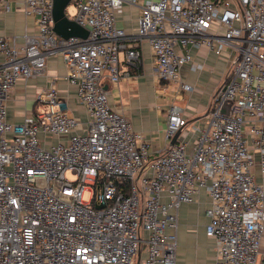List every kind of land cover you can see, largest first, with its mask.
Listing matches in <instances>:
<instances>
[{
    "label": "built area",
    "instance_id": "obj_1",
    "mask_svg": "<svg viewBox=\"0 0 264 264\" xmlns=\"http://www.w3.org/2000/svg\"><path fill=\"white\" fill-rule=\"evenodd\" d=\"M24 2L35 32L23 43L0 34V264H176V212L202 188L215 264H264V182L254 174L259 163L264 176V0H71L86 38L55 32L54 0ZM125 2L141 8L133 34L116 25ZM145 40L156 77L180 91L193 89L181 79L190 46L234 50L191 148L182 139L155 153L109 103L105 78L118 84L130 76L122 64L141 68ZM54 54L87 111L83 130L54 83L37 94L34 115L7 119L18 80L43 73ZM226 99L230 116L220 112ZM186 123L173 104L166 136Z\"/></svg>",
    "mask_w": 264,
    "mask_h": 264
},
{
    "label": "crops",
    "instance_id": "obj_2",
    "mask_svg": "<svg viewBox=\"0 0 264 264\" xmlns=\"http://www.w3.org/2000/svg\"><path fill=\"white\" fill-rule=\"evenodd\" d=\"M9 6V10H0V34L13 36L17 43H23L26 32H35L37 16L26 14L24 0H9ZM140 15L141 8L138 4L125 2L116 14V25L128 34H133L137 32ZM142 48L144 54L141 68H128L126 64H122L124 69H129L130 76L123 78L118 84H113L105 78L104 87L108 91L109 103L112 108L124 112L129 117L134 130L144 135L157 154L165 152L172 145L173 137L166 136L168 114L173 104L179 105L187 123L180 131L177 141L188 140V148H191L198 135L197 128L209 124L210 106L226 71L232 64L234 50L227 46L223 53L218 55L207 46H190L192 59L182 66L181 79L191 84L193 89L180 91L178 84L159 81L154 73L153 55L146 40L142 42ZM123 57L122 54L121 58ZM2 58L0 56L1 60ZM66 75L64 57L54 54L49 57L43 73L27 80L19 79L6 102L7 119L10 122H22L26 117L34 115L37 94L54 83L66 100L69 112L82 122L79 129L83 130L88 119L87 111L78 102L77 89L69 83ZM53 140L56 141L55 138ZM254 174L256 181L264 182L259 163L254 166ZM209 206L210 196L202 188L195 201L182 203L177 210L176 264H183L184 257H187V264H204L210 244L212 250L209 264H215L216 240L206 234Z\"/></svg>",
    "mask_w": 264,
    "mask_h": 264
},
{
    "label": "water",
    "instance_id": "obj_3",
    "mask_svg": "<svg viewBox=\"0 0 264 264\" xmlns=\"http://www.w3.org/2000/svg\"><path fill=\"white\" fill-rule=\"evenodd\" d=\"M71 0H54L53 3V21L55 32L64 38H69L72 36L86 38L89 34V29L85 26L78 24L73 18L69 17L66 10ZM231 103L232 101L226 99L223 101L220 112L223 115H231ZM180 134V130L175 133L172 138L171 144L177 142V138ZM97 207H102L103 203L97 204Z\"/></svg>",
    "mask_w": 264,
    "mask_h": 264
},
{
    "label": "rangeland",
    "instance_id": "obj_4",
    "mask_svg": "<svg viewBox=\"0 0 264 264\" xmlns=\"http://www.w3.org/2000/svg\"><path fill=\"white\" fill-rule=\"evenodd\" d=\"M67 12H68L69 15H71V17L74 16V14H75V8H74V5H73V4H71V5L67 8ZM66 176H67L69 179H71V180H75V179L77 178V175L74 174V173H72L71 171H67V172H66ZM89 196H90V193L86 191V192L84 193V195H83L84 200H87V199L89 198ZM211 248H212V246H211V244H210V245H209V250H208V255L205 256L206 258H204V264H209V263L211 262V250H212ZM186 258H187V257H186ZM186 258H185V257L182 258V259H183V260H182L183 264H187L186 261H185ZM178 264H179V262H178Z\"/></svg>",
    "mask_w": 264,
    "mask_h": 264
}]
</instances>
